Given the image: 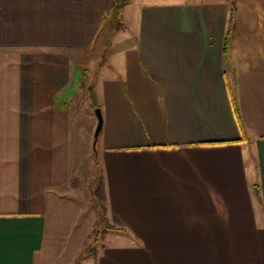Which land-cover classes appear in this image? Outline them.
<instances>
[{"label": "crops", "instance_id": "1", "mask_svg": "<svg viewBox=\"0 0 264 264\" xmlns=\"http://www.w3.org/2000/svg\"><path fill=\"white\" fill-rule=\"evenodd\" d=\"M113 4L0 0V264H42L64 213L77 234L64 100L92 55L114 228L91 264H264V54L247 40L264 0H131L108 37Z\"/></svg>", "mask_w": 264, "mask_h": 264}, {"label": "rangeland", "instance_id": "2", "mask_svg": "<svg viewBox=\"0 0 264 264\" xmlns=\"http://www.w3.org/2000/svg\"><path fill=\"white\" fill-rule=\"evenodd\" d=\"M161 1V0H160ZM122 29V28H121ZM120 29V30H121ZM238 32V39L245 33V30L240 28L236 29ZM253 39L247 37V40H253L252 47L254 57L263 56L264 54V23L263 28L260 30H253ZM262 40V42H261ZM111 41V40H110ZM105 42V40H103ZM102 42V43H103ZM107 42V40H106ZM111 42L106 43L105 54L108 55L111 52ZM259 54V55H258ZM93 57V55H92ZM87 59L82 62V70H78L77 79L74 93H69L64 103L70 110H74L75 107L78 112L73 115L74 120L77 122L78 141V159L80 162V171H85L81 178L77 181L78 194L76 200L82 199L84 211L80 220L76 226L75 231L77 234L83 228V226L92 225V230L89 233V240L83 245L78 242L81 234L73 232V223L66 221V214L58 219L62 233L59 232V236L56 237L55 242L51 240V250L46 252L42 257V264H91L95 259V255L100 251L101 246L105 242L102 234L104 231L103 226H99V212L100 208L104 210L106 214V202L103 199V195L100 204L97 203V199L94 198V190L99 186L102 190V169L100 166V157L98 155L99 141L95 132L98 125V116L96 113L95 99L91 90L93 83L97 78L99 69V63H103V59L100 56L96 58ZM264 57V56H263ZM77 82V85H76ZM71 89V87H69ZM96 141V142H95ZM100 150V149H99ZM99 193V192H98ZM79 202V201H78ZM79 202V203H80ZM98 218V219H97ZM89 229V228H88ZM87 229V230H88ZM100 229L101 233L97 234ZM87 239V237H86Z\"/></svg>", "mask_w": 264, "mask_h": 264}, {"label": "trees", "instance_id": "3", "mask_svg": "<svg viewBox=\"0 0 264 264\" xmlns=\"http://www.w3.org/2000/svg\"><path fill=\"white\" fill-rule=\"evenodd\" d=\"M130 1L131 0H114V4H113L110 12L108 14L103 15V17H102V29L106 27L108 37L112 36L115 32H117L118 30H120L121 28L124 27V21L122 18L123 17L122 16L123 9ZM107 42H110V40L108 39ZM227 43H228V40L226 38L225 44H227ZM95 107H97V106H95ZM93 194H94V198L97 199V203L100 204L101 199H99V198L101 197V195H103V199L105 201V194H104L103 188L101 190V188L99 186H97L96 189L94 190ZM105 206H106V204H105ZM100 211L101 212H99V226H103V228L107 229V230L114 228L112 225L109 224L104 210H102L100 208ZM96 233L100 234L101 233L100 229Z\"/></svg>", "mask_w": 264, "mask_h": 264}, {"label": "water", "instance_id": "4", "mask_svg": "<svg viewBox=\"0 0 264 264\" xmlns=\"http://www.w3.org/2000/svg\"><path fill=\"white\" fill-rule=\"evenodd\" d=\"M96 113H97V116H98V125H97V128H96L95 135H96V137H98V135H99V133L102 130V127H103V115H102L101 109L99 107L96 108Z\"/></svg>", "mask_w": 264, "mask_h": 264}]
</instances>
